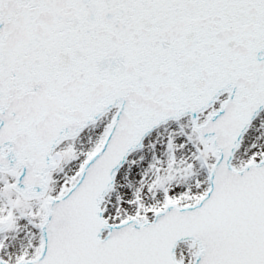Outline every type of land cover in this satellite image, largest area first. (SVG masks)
Segmentation results:
<instances>
[{"label": "snow or ice", "instance_id": "1", "mask_svg": "<svg viewBox=\"0 0 264 264\" xmlns=\"http://www.w3.org/2000/svg\"><path fill=\"white\" fill-rule=\"evenodd\" d=\"M0 264H264V0H0Z\"/></svg>", "mask_w": 264, "mask_h": 264}]
</instances>
